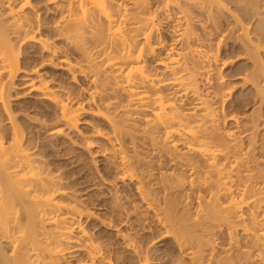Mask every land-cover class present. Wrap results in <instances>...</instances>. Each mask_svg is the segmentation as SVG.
<instances>
[{
	"label": "rangeland",
	"instance_id": "rangeland-1",
	"mask_svg": "<svg viewBox=\"0 0 264 264\" xmlns=\"http://www.w3.org/2000/svg\"><path fill=\"white\" fill-rule=\"evenodd\" d=\"M69 1H29V7H25L26 16L43 24V35L46 36L44 38L50 40L47 39L50 46L57 49V54L43 51L38 44L23 40L20 34H10V44L19 54V71L12 84L8 74L3 72V82L7 84L5 95L6 91L9 93L5 100L8 111L22 127L25 137L29 138L30 147L33 148L31 152L33 151L40 167H44L40 169H44V174L50 172L52 177H56L60 182L59 187L64 189L66 195L58 194L57 199L78 204L84 214L77 216L76 222L82 224V228L89 232L96 244L108 250L114 264H263L257 256L261 251L259 248L263 247L255 241L258 243L256 247L249 236L254 232V237L256 231L264 229V226L261 227L264 224V207L262 206L263 211L260 207L259 210L256 209L258 206L252 205L254 201L248 204L247 198L251 200L259 195L258 197L264 199L260 196L264 194V0H204V3L198 2L201 8L196 0H179L180 6L176 8H181L189 19L187 21L189 27L191 25V31L202 38L203 47H200L217 57L210 66L204 64L205 68L197 75V84L199 91L206 96L205 99H208L214 109L217 125L214 128L218 129L215 130V135L219 138H227L224 136L225 132L234 135L227 139L229 152H232L229 153L231 160H239L235 159L237 164L234 162L238 168H234L237 170H234L232 184L235 193L238 192L236 196L242 194L248 202L247 207L244 205L242 208L246 217L245 224L242 223L244 221L236 222L235 219L234 222L232 215L222 216L221 213L224 215L225 212H220L219 207H216V200H212L216 201V206L213 205L211 194L215 190L213 187H206L212 185L204 183L207 177H201L204 182L196 177L204 175L200 170L202 166L199 165H203V161H196L201 168L193 162L199 173L195 175L196 180L188 177L190 174L186 175L187 171L182 172L184 168L181 170L182 167L175 166L178 161L173 165L176 162L172 160L174 163L171 164L170 157H180L171 156L172 154L180 152L178 154L185 155L181 153L185 151L184 146L176 141L177 144L173 147L175 137L168 141L170 143L166 142L163 129V133L160 132L161 129H153L151 136L146 121L151 114L138 106H129L128 97L121 89L116 88L113 78H105L104 74L97 78L93 71L95 67L92 70L86 62L85 51L75 48V44H71L66 35L59 36L57 29H54L55 21L60 16L57 7L66 6ZM151 1L152 11L157 13L155 21H158L151 44L161 40L163 47L157 46L156 42L155 47L152 44L154 53L147 55L146 67L163 77L164 69L158 62L169 47L177 44L174 42L175 38L173 40L175 34L172 33L175 23L167 20L166 12L161 10L165 0ZM15 2L21 6L24 0ZM2 5L0 3V21L7 23L8 9ZM86 33V43L93 40L90 37L97 39ZM138 41L144 40L139 37ZM90 44L94 43H88L87 53L93 55L94 51L96 53L99 50L91 48L93 46ZM62 58L77 71L72 73L66 70L65 64L60 61ZM98 66L101 68L102 64L98 63ZM30 72L33 76H36V72L41 74L60 99L77 113L75 127H67L59 122L56 104L43 99L37 91L30 90L27 79L24 78ZM35 83L38 81L35 80ZM105 83L109 86L108 90L104 89ZM107 97L113 103L116 100L113 106L117 108L105 110L103 105L109 101ZM191 98L193 99L192 96L187 98L190 99L188 102ZM185 105L184 108L187 109L189 104L188 107ZM105 111L108 114H105L106 118ZM231 117H237L234 120H240L247 127H241L240 124L243 129L238 130L234 121L230 120ZM111 120L119 123V129L115 132ZM7 121L9 122L5 118L6 126L9 124ZM55 128L61 129L59 135L51 133ZM169 146L177 147L178 151L173 148L170 150ZM119 147H122L121 152L130 160L128 169L120 165ZM167 152H171V155L168 156ZM191 155L189 157H193L192 160L199 158ZM123 171L135 173L139 178L137 180L144 179L145 183L141 181L142 185L145 184L142 188L155 200L154 206L161 212V221L155 217L154 211L147 210L142 201L137 190L141 182L139 184L135 179L137 177L132 181L128 177L123 180ZM148 173L153 175V180H148ZM191 178L195 185L189 183ZM197 179L202 181V185H206V189L196 182ZM208 202L218 209L210 208ZM210 210H213L212 213ZM253 210L255 217L258 216L256 219L259 218L253 223L258 228L256 231H252L254 227L251 230L250 227L254 225H251L253 221L248 217ZM214 212L219 213L221 219L219 215H213ZM226 214L229 215V212ZM229 217L233 222H230ZM229 222L236 227L226 225ZM242 224L243 228L247 226L250 229V233L244 234ZM71 231L73 240L64 245L66 249L62 260L66 264H79L78 262L88 258L85 252L76 249L75 238L80 235L78 229L73 228ZM0 251H5L8 255L10 246L0 240ZM1 258L0 255V264H6ZM146 258L149 261L146 262Z\"/></svg>",
	"mask_w": 264,
	"mask_h": 264
},
{
	"label": "bare ground",
	"instance_id": "bare-ground-1",
	"mask_svg": "<svg viewBox=\"0 0 264 264\" xmlns=\"http://www.w3.org/2000/svg\"><path fill=\"white\" fill-rule=\"evenodd\" d=\"M1 1L0 3H3L5 8L8 9L7 16H9V19L7 18V23L1 22L2 20L0 21V240L8 244L11 250L7 251L10 253L8 255L5 251H0L1 253L3 252L0 254L1 260L7 262L6 264H66L62 260L63 252L66 249L64 245L73 240L71 230L77 228L80 235L75 238V242L77 243L76 249L80 252H85L88 258V260L78 262L79 264H114L108 250L96 244L95 240L89 236V232L82 228V224L76 222L77 216L81 217L84 214L83 210L78 208V204H74L72 201L70 202L73 204L65 203L57 199L56 195L64 194V189L59 187L60 182L57 181L58 179L56 180V177H52L50 172H45L44 174V169H40L44 167H40L41 165L35 159L33 151L31 152L33 148L30 147L29 138L25 137V132L21 129L22 127L19 126L20 124L12 118L13 116L8 111V105L5 103V100L8 98L6 96L9 93L6 91L7 95H5L7 84L3 82V79H5L3 78V72L8 74V78L11 79L10 84H12L14 77H16L19 71V54L13 50L9 35L20 34L23 40L38 44L47 53L56 55L57 49H53L48 42L49 39L44 38L46 36L43 35V24L36 23L26 16L25 7H29L30 0H24L21 6L16 4L18 2H15L16 0ZM196 1L197 3L205 2L204 0ZM210 1L208 0L207 2ZM151 2V0H70L66 3V6L58 5L57 10L60 12V16L55 21L56 28L54 29H57L59 36L66 35L65 37L69 39L67 40H71V44L72 42L75 44V48L77 47V49L80 48L85 51L86 57H84L86 62L89 63L92 70L95 67L93 71L97 78H100L102 74H104L105 78H110L111 76L115 86H117L116 88L121 89L128 97L127 103L129 106L130 104L138 106L144 112L151 114L146 119L147 130L150 131L151 136L153 129L158 131L161 129L160 132L162 133L164 130L163 137L167 140L166 142L171 141L175 137L176 139L174 138L175 141L172 142V146H176V141L184 146L186 152L181 153L185 155L178 154L180 152L171 155L172 151L169 152L170 154L167 152L168 156L180 155L178 158L171 159L170 157L169 161L171 160V164L176 162L173 164L175 165L178 161L179 165L175 166L182 167H179L181 170L184 168L185 171L183 170L182 172L187 171L186 175L189 173L188 177H194L195 179V175L199 173L195 166L196 164L193 162L198 165V160L201 159L203 161V165H199L203 169H200L201 173L206 176L201 174L202 176L198 177L199 175H197L196 177L203 179V182L205 180L201 177H207L204 183L207 185L211 184L212 186L202 185V181L199 182L200 179H197L198 181L196 182H199L204 187L206 186L207 189L213 187L212 189L215 190L214 193H209L212 195L211 202H214L212 200H216L217 202H215L218 206L215 205V202L214 204L208 202L211 205L210 208H214L213 205H215L219 207L220 212H229V215L221 213L222 216L232 215L233 221L234 219L236 222L244 221L242 223L245 224L246 217L243 215L245 214L244 211L242 212L244 205L247 207L251 201H254V204H251L257 205L258 207L256 206L257 208H255L258 209L260 207L259 209L263 211L264 199L258 197L259 195L257 196L258 198L252 197L251 200L249 198H247L248 200L245 199L246 196L244 198L242 194L239 197L236 196L238 192L235 193L232 183L235 177L234 168H238L236 164L239 160L236 158H232L231 160L229 153L232 152H229L230 145L227 142V139L232 137L233 134L225 132L224 136L227 138L223 136V138H219V136L215 135L214 132L218 129H215L217 125L215 124L214 109L213 107L211 108L212 105L208 99H205L206 96L204 97L199 91L197 84V75L201 73L199 72L201 69L205 68L204 64L210 66L217 57L214 53L200 47L203 43L202 38L196 32L191 31V25L189 27V21H187L188 17L186 18V14L180 10L181 8L176 10L180 6L179 0H165L161 10L163 13L166 12L165 18L167 20L175 23L172 27V33L175 34L173 40L175 38L174 42L177 44H175L176 46L172 45L175 47H169L164 57L160 60L158 59V64L162 65L164 69L163 77L149 70L146 67L147 55L154 53L156 43L157 46L163 47L161 40L155 41L156 43L153 42L154 47L151 44L152 38L155 37L154 33L156 31V23L158 22L155 21V14L157 13L153 12V4ZM200 5L198 6L201 8ZM15 6L18 7L16 8ZM158 9L160 8L158 7ZM86 32L97 38L95 41L93 37H90L94 41L89 40L88 42L94 43L93 45L90 44L93 46L91 48L95 47V49L99 50L95 53L92 49L94 51L93 55L87 53L88 50L86 48L89 45L86 43V39H84L86 37L85 34H87ZM139 37L144 41H138ZM97 60L100 61L97 62ZM60 61L65 64L64 68L66 70L68 69L72 73L77 71L70 63H66V59L62 58ZM98 63L99 65L102 64L101 68L98 66ZM103 66L106 70H102V68L105 69ZM36 73V76H33L34 74L30 72L26 74L27 77H24L27 79L30 90L37 91L43 99L56 104L59 110V122H62L67 127H75L78 121L77 113L60 99L59 95L50 87L41 74ZM100 74L101 76H99ZM35 80L38 83H35ZM103 86L104 89L106 88L105 90L109 89L107 83L103 84ZM190 96L193 99L191 98L189 103L188 100L190 99L187 98H190ZM108 97L107 100L109 101L103 105L106 108L105 110L109 111L113 107L117 108V106H113L116 100L113 103ZM186 103L189 104V107ZM184 105L188 108L185 109ZM5 118L9 120V122L7 121L9 123L8 126L4 125ZM231 118L230 120L234 121L237 129H243L241 127L245 125L242 124L239 118L237 120L241 123L234 120L237 117ZM108 119L110 120L109 117ZM111 122L113 123L115 132L119 129L117 125L119 123L116 124L112 120ZM217 132L216 134H218ZM51 133L59 135L61 129L55 128ZM169 147L170 150L173 148ZM119 148L120 165L128 169L130 168L128 166L130 160L124 152H121L122 147ZM173 149L178 151L176 150L177 147ZM161 153L163 155V152ZM191 154L199 158L192 160L191 158L193 157H189ZM235 159L238 161L236 162ZM230 160L233 163L236 162V164H233ZM242 161L243 158L240 163ZM242 163L240 164L241 166ZM200 166L199 168H201ZM127 177L132 181L137 175L126 171L121 178L125 179ZM146 177L150 181L153 175L148 173ZM194 179L191 178L190 180L192 181H189V183H192ZM137 181L140 184L144 179L142 180L141 178V181ZM142 182L139 187L137 186L138 193L147 210L154 211L155 217L161 221V212L158 210L159 208L156 209L157 207L154 206L156 203L153 197L150 196V193H147L146 189H143L144 187L142 188L145 185H142ZM202 186L200 187L199 185L204 190ZM199 187L197 188L200 189ZM212 189H210L211 192L213 191ZM209 193L207 194L209 195ZM257 193L259 194L260 191L258 190ZM254 195L256 196L257 194L255 193ZM260 196L264 197V194H260ZM216 207L214 209H218ZM212 211L210 210V213ZM255 211L258 213L257 210ZM252 212L253 214L255 213L254 210ZM252 212L248 214V217H251L250 221H253L251 225H254V222L259 218L256 219L258 216L255 217V214L253 215ZM214 214L220 217L219 213L214 212ZM231 218L229 217V220L233 222ZM225 219L223 218V221ZM230 222L226 225H230ZM261 222L260 225L262 224ZM244 224L241 225V228H243ZM248 226L250 227V225ZM252 227H254L253 230ZM255 227L254 225L250 228L252 231L258 230ZM242 230H244V234L250 233V229L247 226H244ZM253 233L249 237L256 239L253 240L251 238L250 240L257 241L263 247L259 248L258 245L261 251L257 254L260 257L257 259L261 260L260 262H264V229L260 228L259 232L256 231L254 237L252 236ZM257 242L253 243L256 244V247ZM147 261H149L148 258H146Z\"/></svg>",
	"mask_w": 264,
	"mask_h": 264
}]
</instances>
